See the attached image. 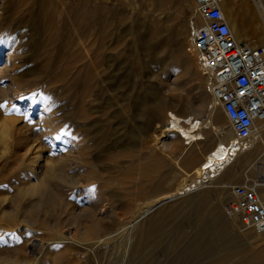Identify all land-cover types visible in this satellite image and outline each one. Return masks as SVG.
Here are the masks:
<instances>
[{
    "label": "rangeland",
    "instance_id": "rangeland-1",
    "mask_svg": "<svg viewBox=\"0 0 264 264\" xmlns=\"http://www.w3.org/2000/svg\"><path fill=\"white\" fill-rule=\"evenodd\" d=\"M195 8V0H0L1 257L11 258L26 239L76 224L85 228L83 239L117 232L138 204L183 182L182 170L194 174L197 154L179 165L174 156L184 141L167 127L170 112L206 118L213 102L189 50ZM228 11L234 23L239 18V38L258 44L259 10L232 1ZM176 96L194 105L181 106ZM213 114L221 135L228 117L219 105ZM35 162L42 177L50 168L54 175L43 190L25 193ZM234 165V179L207 182L154 208L134 233V260L264 264V238L253 240L225 203L215 220L193 210L198 192L227 182L226 202L230 185L250 181L246 158ZM217 205L210 202L211 213ZM99 208L103 216L95 217ZM11 226L23 232L21 241ZM210 233L211 247L191 256L190 247ZM52 246L56 256L44 255V264H88L73 247Z\"/></svg>",
    "mask_w": 264,
    "mask_h": 264
},
{
    "label": "bare ground",
    "instance_id": "bare-ground-1",
    "mask_svg": "<svg viewBox=\"0 0 264 264\" xmlns=\"http://www.w3.org/2000/svg\"><path fill=\"white\" fill-rule=\"evenodd\" d=\"M236 2L243 3V5L248 4V2L242 0H236ZM259 8L264 14V0H260ZM236 19L239 21V18L236 17ZM238 21L234 24V26H232V30L233 32L239 34L237 28V24H239ZM255 41L263 42L264 35L261 39H256ZM172 85L174 88H177L176 82H173ZM174 101L181 106L184 104L185 107L194 105L193 102H184V98L181 96H176ZM215 107L216 104L213 99L210 106L211 110L207 114L208 116L206 118L193 114L177 115L172 112L171 115L173 116V119H171L169 124L171 123L173 127H170L169 129L173 131L176 130L175 132L183 139V141L187 139V142H184L183 149L179 155L174 156L175 160L180 165L182 159L186 155L197 154L198 159L194 166V174L182 170L181 176L184 177L183 182L178 184L173 191L162 193L159 197L151 201L138 204L135 214L128 220L124 221V223L122 222L123 226L118 229L117 232L107 233L103 236H98L92 239H83L80 238L78 234L79 232H83V229L85 228L84 226L81 227V224L77 225L75 223V227L59 231L55 235L49 236L45 239L40 237H31L30 239H26V243H22L20 246L14 247V254L11 258L5 259L0 256V264H44L45 262L42 260L44 255H47L48 257H50L49 255L56 256L55 251L57 249L53 250L52 245H69L73 247L78 253H82L88 264H138L132 256L134 246L133 236L139 229L140 224L144 221V219L150 217L149 214L154 210V208L168 199L175 198L176 196H179V194H185L187 191H193L207 182L220 183V180H225V177L230 180L234 179L236 172L234 162L241 157L246 158V164L252 174L253 164L256 161V158L261 155L260 154L258 156L259 151L261 150L260 153L264 151V122L258 123L256 130L252 134L251 142L245 149L240 151L228 149V144L234 139L231 122L228 118L229 121L226 132L221 135H216L214 131L216 132V130H218V125L214 120L213 112ZM164 144L167 147L170 142L165 140ZM207 147H209V149L204 152ZM32 172L34 173V178L27 184L25 193H36L43 190L49 184L48 182H50L54 175L53 169L50 168L46 175L42 177L39 167H37V162H35L32 166ZM239 184H247L248 186L253 185L251 181ZM204 186L208 185L206 184ZM226 186L227 182L221 186L215 185L214 189H206L198 192L199 200L194 204L193 210L200 220L205 221L207 213H209L208 216L210 214L212 215V220H215V217L221 214L220 208L221 205H224L225 203L224 190H226ZM213 199L218 203V210L213 212L214 214L211 213L212 208L210 207V202ZM104 209L99 208V213H96L95 217H100L101 215L103 216ZM232 219L236 223V217H232ZM149 220L150 218L147 221ZM72 225L74 224H71V226ZM11 229V235L13 234L15 237L14 241L16 240L19 242L22 238H24L23 232L19 229V227L13 228L11 226ZM248 234L249 233H247V238H250L252 235L248 236ZM179 235L180 233H178V236ZM213 235L214 237L216 236V234L210 233L207 240H203L201 243L193 244L190 247V255L196 258L203 248H210ZM253 237V240L259 241L264 238V234L255 233ZM213 260L202 264H214Z\"/></svg>",
    "mask_w": 264,
    "mask_h": 264
},
{
    "label": "built area",
    "instance_id": "built-area-1",
    "mask_svg": "<svg viewBox=\"0 0 264 264\" xmlns=\"http://www.w3.org/2000/svg\"><path fill=\"white\" fill-rule=\"evenodd\" d=\"M224 0H195L189 23V50L194 54L205 87L231 122L234 139L228 149L240 151L264 122V44L253 46L238 39L222 7ZM259 8L260 0H253ZM170 112L168 129L173 127ZM184 138V136H183ZM187 142V139L184 140ZM252 186L233 184L224 205L241 228L264 234V151L253 164Z\"/></svg>",
    "mask_w": 264,
    "mask_h": 264
},
{
    "label": "crops",
    "instance_id": "crops-1",
    "mask_svg": "<svg viewBox=\"0 0 264 264\" xmlns=\"http://www.w3.org/2000/svg\"><path fill=\"white\" fill-rule=\"evenodd\" d=\"M236 2V0H224L223 2H222V7H223V9H224V11H225V14L227 15V18H228V20H229V23H230V25H231V27L232 26H234V20L235 19H233L232 18V20H230V18H229V11H228V9H229V4H230V2ZM243 1H246V2H248V4L249 5H252V9L255 11V13L257 14L258 12H257V10H258V8H256L255 6H254V4H255V2L253 1V0H243ZM254 4H253V3ZM235 33V35H236V37L238 38V39H240L239 38V36H238V33H236V32H234ZM255 41V40H254ZM256 42V41H255ZM256 43H258V44H254L253 46H259V45H262V44H264V41L263 42H256Z\"/></svg>",
    "mask_w": 264,
    "mask_h": 264
}]
</instances>
